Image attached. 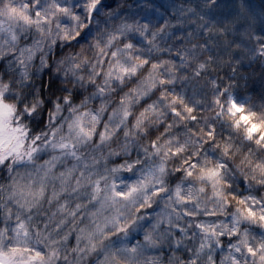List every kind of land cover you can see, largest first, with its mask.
Here are the masks:
<instances>
[{
    "label": "clouds",
    "instance_id": "1",
    "mask_svg": "<svg viewBox=\"0 0 264 264\" xmlns=\"http://www.w3.org/2000/svg\"><path fill=\"white\" fill-rule=\"evenodd\" d=\"M0 264H264V0H0Z\"/></svg>",
    "mask_w": 264,
    "mask_h": 264
}]
</instances>
